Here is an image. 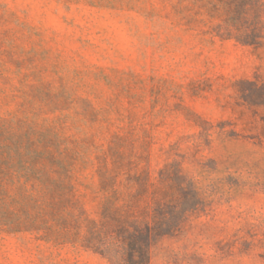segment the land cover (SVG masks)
Here are the masks:
<instances>
[{"label": "rangeland", "instance_id": "obj_1", "mask_svg": "<svg viewBox=\"0 0 264 264\" xmlns=\"http://www.w3.org/2000/svg\"><path fill=\"white\" fill-rule=\"evenodd\" d=\"M34 149L81 219L100 162L142 208L166 191L146 264H264V0H0V219L30 208ZM14 228L0 264H111Z\"/></svg>", "mask_w": 264, "mask_h": 264}, {"label": "trees", "instance_id": "obj_2", "mask_svg": "<svg viewBox=\"0 0 264 264\" xmlns=\"http://www.w3.org/2000/svg\"><path fill=\"white\" fill-rule=\"evenodd\" d=\"M28 162L29 174L26 186L18 188L30 208L20 207L16 222L0 219V225L10 224L13 232L42 231L47 241L57 243H74L100 255L111 264H146L149 255V243L152 237L164 235L171 227L166 225V217L157 218L153 208L168 204L170 197L161 191L151 198L152 206L140 207L138 201L143 197L137 187L130 189L126 195L120 194L107 169L100 162L98 168L99 192L102 202L97 220L81 219L83 212L76 211L68 197L71 186L58 171L63 170V163L53 158H41V152ZM126 183H137L136 174L126 175ZM28 183V182H27ZM27 185V184H26ZM129 186V185H128ZM133 188V187H132ZM40 194L38 200L33 193ZM0 195L10 197V192L0 189ZM125 198V199H124ZM13 200V198H12ZM7 216L9 209L2 210Z\"/></svg>", "mask_w": 264, "mask_h": 264}]
</instances>
